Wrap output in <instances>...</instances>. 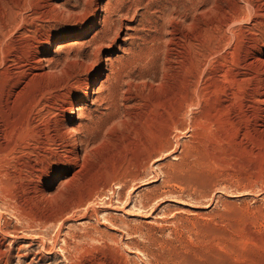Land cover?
<instances>
[{
    "label": "rangeland",
    "instance_id": "rangeland-1",
    "mask_svg": "<svg viewBox=\"0 0 264 264\" xmlns=\"http://www.w3.org/2000/svg\"><path fill=\"white\" fill-rule=\"evenodd\" d=\"M97 1L110 0H10L29 32L7 64L21 86L0 129V264H264V0H202L171 41L114 53L91 42ZM77 78L91 88L79 120L94 117L79 159L57 140ZM45 86L50 112L29 116Z\"/></svg>",
    "mask_w": 264,
    "mask_h": 264
},
{
    "label": "bare ground",
    "instance_id": "bare-ground-1",
    "mask_svg": "<svg viewBox=\"0 0 264 264\" xmlns=\"http://www.w3.org/2000/svg\"><path fill=\"white\" fill-rule=\"evenodd\" d=\"M201 1L202 0H115L114 2H112L110 0L104 6L99 4V2L97 1L94 4V9H92L93 16L91 20L92 24L96 23L98 26L93 37L91 38V42L93 43V48L96 52L102 49H110L109 52L114 53V52H119L121 50L124 51L125 45H129V44L133 45L134 41L139 40V39L141 40L144 37L146 39L151 40L152 43H158V44L171 41L172 31L174 30L173 27L178 20H179L178 23L181 22L180 24H182V27L186 28L189 25H191V23L194 22V20L198 18V16L202 13V9L204 8H201ZM187 2H189L192 6V9H193L192 15H187L185 12L187 8L186 7ZM213 4H214V0H211V3H209L208 4L209 6L208 5L207 6L212 7ZM71 7L75 8L74 5H71ZM71 7L62 9L61 14L63 16H71L74 13H76L74 12V9H72ZM230 23H232V20L228 18L225 24L228 25ZM27 24L28 23L26 21V18H24V16H22L20 13L19 5L17 6L16 4H13V2L10 3V0H0V70H1L0 72V129L5 128V127L7 128L11 124L10 112H11V109H13L12 107H14L13 99L18 92L17 90L20 88L19 86H21L20 81L18 80V77L9 73L8 68H7L8 62L11 60L12 61L15 60L14 55H12L15 49H14V46L11 47V44H12L11 40L15 33H20L22 35L23 34L25 35L26 32H29V30L27 29ZM90 27L92 28V25H90ZM168 27L171 28V30L170 29L168 30ZM123 30H124V35L126 36V38H121L119 41L118 40L119 33L120 31H123ZM144 31H146L144 36H140V34L143 33ZM155 33L157 34L159 33V35H156ZM128 40H130V43ZM56 41H58L56 46L59 47V44L60 42L63 41V38H57L55 40L49 41L48 43H46L47 46L41 49L40 53H38V60H40L41 63L45 61L47 62L48 60L47 55L49 53V49L51 48V46L56 44L55 43ZM93 48H91V50ZM94 50H92L93 51L92 53H94ZM85 55H86L85 52L81 54V58H83ZM94 55L96 57V54ZM71 58L73 59L74 56H72ZM75 58L71 60L72 63H76ZM106 58H107V55L104 57L100 56L98 58L97 57L94 58L93 61L96 60V62L98 63L97 64V66L99 67L98 71L101 69V63ZM78 61H77L78 67L83 68L86 66L85 65L86 62L83 59H80ZM93 61H91L92 64L94 63ZM255 61H257L259 65L262 68H264V52L262 53L261 57L256 59ZM248 63L250 64V62ZM92 64L90 65L89 63L87 65L92 66ZM41 66H42L41 70L44 71V68H45L44 65H41ZM260 78L264 83V73ZM74 81H75L74 84L79 86V90L77 89L78 91H75L73 94H71V100L68 97L70 102L67 103L65 106H63V110L67 114V116L63 122H60V123H63V127L57 131V136L59 138L57 139V137L53 135L51 140L55 141L57 139L59 141L65 142L66 148L68 150V154L73 155L74 158L76 159H79L80 157L82 158V156H84L85 152L87 151L88 146H90L89 144L92 143V141L89 139H83L84 136H82L83 134L82 129L85 130L89 128V126L92 125L90 123H92L94 117H93V114L88 116L86 119L87 121L86 123H82L79 120V116H81L82 114L78 106L79 104H81L80 102H83L85 97H89L91 88L87 86L85 82L84 83L83 81L80 82L78 78L75 79ZM10 87L11 89L16 88V90L14 89L15 91L9 92ZM64 87L68 89L67 86H64ZM50 90L51 89L49 87H46L40 90L38 92V95L32 98L27 103L26 113L29 116L33 112L37 115H40L41 113L43 115V110H48L41 105V102H42L41 97H43L44 95H47ZM27 97H29V95H27ZM113 103H116V102H113ZM120 103H122V99L120 100ZM190 104L191 103H189L188 101L187 105H190ZM76 117H78V119L75 121ZM56 125L58 124H55V126ZM68 136L72 137V140L68 139L67 141L66 138ZM51 143L52 142H50V144ZM66 148L64 149L65 151H66ZM56 176L57 178L55 179L56 180L54 183L55 185L62 183L64 181L65 176L67 175L65 173H60V174H56ZM55 219L56 218L51 215H44V216H39L34 219H30V222L38 224L39 227L40 226L43 227L51 222H54Z\"/></svg>",
    "mask_w": 264,
    "mask_h": 264
}]
</instances>
